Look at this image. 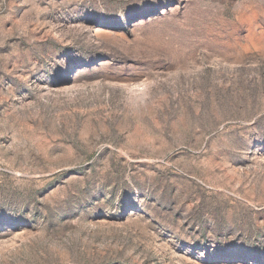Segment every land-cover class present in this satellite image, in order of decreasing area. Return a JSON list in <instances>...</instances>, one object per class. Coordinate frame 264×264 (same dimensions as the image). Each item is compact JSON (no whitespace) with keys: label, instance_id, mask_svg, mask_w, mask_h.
<instances>
[{"label":"rangeland","instance_id":"374dc122","mask_svg":"<svg viewBox=\"0 0 264 264\" xmlns=\"http://www.w3.org/2000/svg\"><path fill=\"white\" fill-rule=\"evenodd\" d=\"M0 264H264V0H0Z\"/></svg>","mask_w":264,"mask_h":264}]
</instances>
